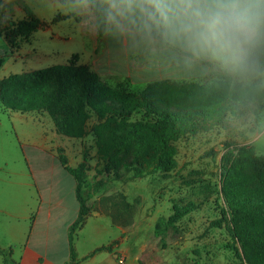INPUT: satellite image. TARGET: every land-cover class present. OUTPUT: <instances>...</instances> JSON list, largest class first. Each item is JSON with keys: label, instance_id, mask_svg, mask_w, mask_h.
<instances>
[{"label": "rangeland", "instance_id": "374dc122", "mask_svg": "<svg viewBox=\"0 0 264 264\" xmlns=\"http://www.w3.org/2000/svg\"><path fill=\"white\" fill-rule=\"evenodd\" d=\"M55 15L51 14L52 18L44 21L46 25L34 31L28 40H22L17 49H12L0 35V80L10 74L64 64L74 54H78L79 64L87 63L89 54L78 21L71 17L51 25ZM16 17L23 19L24 14ZM7 24L5 21L2 27ZM93 29L89 24L90 34ZM109 61L107 66L113 72H128L122 52L110 54ZM141 69L134 76L137 84L110 73L101 78L110 86H116L120 79L131 90L140 91L157 75L153 69ZM172 80L216 84L219 91L229 88L230 97L216 103L212 112L199 120L196 130L188 129L174 142L178 164L168 173L138 174L126 167L108 173L91 134L82 140L64 136L56 132L45 111H13L0 101L2 244L10 243L13 248V252L11 248L3 250L0 264L4 258L9 264H17L16 254L27 245L38 211L49 207L48 190L56 203L51 208L65 214L72 212L75 197L69 193L68 185L73 175L61 163L60 153L67 156L72 167L86 160L89 169L81 193L93 211L110 216L124 229L123 238L117 239V243H123V249L138 264H242L227 226L214 227L211 222L221 216L223 206L219 174L225 144L250 143L257 154H264V90L245 87L248 99L243 101L235 90L237 83L214 74ZM176 103L189 106L188 101ZM91 113L90 126L97 122L96 115ZM174 201L194 202L197 208L174 226L163 224L156 231V222L160 218L167 220L172 214ZM27 213L31 216L24 218Z\"/></svg>", "mask_w": 264, "mask_h": 264}, {"label": "trees", "instance_id": "16d2710c", "mask_svg": "<svg viewBox=\"0 0 264 264\" xmlns=\"http://www.w3.org/2000/svg\"><path fill=\"white\" fill-rule=\"evenodd\" d=\"M89 1L100 18L98 33L102 35L105 24L100 3ZM3 13L4 5L0 1V16ZM60 18L58 14L54 21ZM6 21V26L0 25V35L12 49L20 47L22 40H28L34 31L46 25L31 12L24 19ZM78 61V54H74L64 64L2 78L0 101L13 111H45L52 118L56 132L64 136L84 138L91 134L108 173L122 167L138 174L173 171L178 164L174 142L188 129L196 130L199 120L212 112L216 103L230 97L229 88L219 91L216 84L172 79L151 81L140 91L131 90L124 81L110 86L98 72ZM235 90L243 101L248 99L245 87L237 84ZM177 101H188L189 106ZM91 112L97 122L90 126ZM59 158L77 182L79 210L68 228L67 264H78L76 235L92 211L81 193L89 168L86 160L72 167L64 153ZM219 183L223 206L221 216L211 222L212 226H227L242 264H264V154H257L250 143L227 142L220 158ZM196 208L194 202L174 201L172 214L167 220L160 218L156 222V231L163 224L174 226ZM117 242L116 239L99 246L88 256L111 250ZM2 264H9L8 259L4 258Z\"/></svg>", "mask_w": 264, "mask_h": 264}, {"label": "clouds", "instance_id": "9594fccd", "mask_svg": "<svg viewBox=\"0 0 264 264\" xmlns=\"http://www.w3.org/2000/svg\"><path fill=\"white\" fill-rule=\"evenodd\" d=\"M104 24L133 56L264 90V0H101Z\"/></svg>", "mask_w": 264, "mask_h": 264}, {"label": "crops", "instance_id": "0c3cea01", "mask_svg": "<svg viewBox=\"0 0 264 264\" xmlns=\"http://www.w3.org/2000/svg\"><path fill=\"white\" fill-rule=\"evenodd\" d=\"M0 1H3L4 5V13L0 16V25L8 19L14 21L21 20H16V16L22 13L24 14V18H26L29 12L43 22L52 18L50 17L51 14H56L51 21V25H54L61 20L74 17L78 21L80 32L84 37L86 45L85 51L89 54L85 65L96 68L97 70L95 71L98 72L100 76L106 73L113 74V76L118 75L120 78L121 76H125L130 79L132 83L137 84L134 76L139 69H153L155 74L157 72V75L152 76L150 80L145 83L146 85L151 81L160 79H183L206 74L196 71H188L178 74L168 71L165 68L149 64L148 61L133 56L126 45L117 41V39L109 33L106 26L104 27L103 34L99 35L98 22L100 18L91 8L89 0H66L64 3L59 0ZM98 2L101 5V0H98ZM82 10H85L86 13ZM58 14H61L60 20L54 21V18ZM82 14H84L85 18L88 20H86ZM88 21L89 24H92V28H94L91 34ZM55 35L61 37L59 33H56ZM116 50L122 52L124 60L128 62V72L126 74H118L115 71L113 72L107 66L110 62V54ZM104 57H107L106 59L108 60H105ZM98 64L99 68L97 67ZM118 82H121V80L119 79ZM79 139L82 140L83 138ZM60 148L64 150L63 146H60ZM76 184V179L72 176L69 181L68 191L72 196L74 195L75 200L74 208L69 214H65V211L54 210L51 208V206H55L56 203H54L52 194L48 190L49 196H47V202L49 207L42 208L38 211V214L34 219V225L32 226L29 235L30 239H28L27 245L24 246L20 254H16L18 255V260L16 261L18 264H67L70 259L68 228L76 219L79 210V202L76 197ZM53 197L54 199H58L56 196ZM59 200L60 199H58V201ZM43 202L44 198H42V203ZM30 216L31 215L27 213L24 215V218ZM109 217L110 216L106 214L92 210L87 216L83 226L78 229L75 244L77 257L80 260L78 264H138V261L133 257L130 258L128 251L123 249V243H117L111 250H101L92 256H88L95 248L110 244L116 239L123 238L124 229L115 224ZM88 226L89 228H87ZM21 232H23V230H21ZM13 233H16V230H13ZM83 233V240L81 242V236ZM20 240H22V237H20ZM9 244L10 243L6 245L2 244V161H0V254H3V250L11 248L9 247ZM11 249L13 252V248Z\"/></svg>", "mask_w": 264, "mask_h": 264}]
</instances>
